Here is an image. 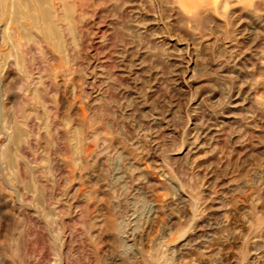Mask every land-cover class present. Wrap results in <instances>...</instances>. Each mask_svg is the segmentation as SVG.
I'll return each mask as SVG.
<instances>
[{
    "label": "rangeland",
    "instance_id": "1",
    "mask_svg": "<svg viewBox=\"0 0 264 264\" xmlns=\"http://www.w3.org/2000/svg\"><path fill=\"white\" fill-rule=\"evenodd\" d=\"M0 264H264V0H0Z\"/></svg>",
    "mask_w": 264,
    "mask_h": 264
},
{
    "label": "bare ground",
    "instance_id": "2",
    "mask_svg": "<svg viewBox=\"0 0 264 264\" xmlns=\"http://www.w3.org/2000/svg\"><path fill=\"white\" fill-rule=\"evenodd\" d=\"M28 7V6H27Z\"/></svg>",
    "mask_w": 264,
    "mask_h": 264
}]
</instances>
